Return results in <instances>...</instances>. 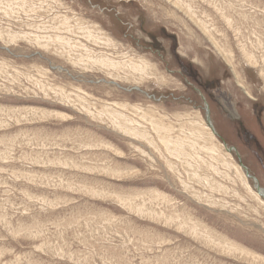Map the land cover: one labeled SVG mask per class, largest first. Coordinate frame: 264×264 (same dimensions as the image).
<instances>
[{
    "label": "rangeland",
    "instance_id": "374dc122",
    "mask_svg": "<svg viewBox=\"0 0 264 264\" xmlns=\"http://www.w3.org/2000/svg\"><path fill=\"white\" fill-rule=\"evenodd\" d=\"M256 183L264 0H0V264H264Z\"/></svg>",
    "mask_w": 264,
    "mask_h": 264
},
{
    "label": "flooded vegetation",
    "instance_id": "af4514ba",
    "mask_svg": "<svg viewBox=\"0 0 264 264\" xmlns=\"http://www.w3.org/2000/svg\"><path fill=\"white\" fill-rule=\"evenodd\" d=\"M235 121H236V123H238V127L240 128V131H243L245 136L248 135L247 128H245V123L243 122V118L241 119V117H236ZM249 136H250V138L254 137V136H252V133L251 134L249 133Z\"/></svg>",
    "mask_w": 264,
    "mask_h": 264
},
{
    "label": "water",
    "instance_id": "95a60500",
    "mask_svg": "<svg viewBox=\"0 0 264 264\" xmlns=\"http://www.w3.org/2000/svg\"><path fill=\"white\" fill-rule=\"evenodd\" d=\"M208 117H207V119H208V122L211 124V120H210V118H209V115H207ZM229 150H231V148H228ZM248 176H250L251 177V175L248 173ZM256 180V179H255ZM257 181V180H256ZM255 187L257 188V190H258V192L259 193H261L260 191H263L262 190V187H260V185L258 184V183H256V185H255ZM264 193L262 192L261 193V195L264 197V195H263Z\"/></svg>",
    "mask_w": 264,
    "mask_h": 264
},
{
    "label": "bare ground",
    "instance_id": "6f19581e",
    "mask_svg": "<svg viewBox=\"0 0 264 264\" xmlns=\"http://www.w3.org/2000/svg\"><path fill=\"white\" fill-rule=\"evenodd\" d=\"M211 125H213L212 123H211ZM262 190H263V188H262ZM261 193L263 192L264 193V190L263 191H260ZM261 193H259L260 195H261ZM264 195V194H263Z\"/></svg>",
    "mask_w": 264,
    "mask_h": 264
}]
</instances>
